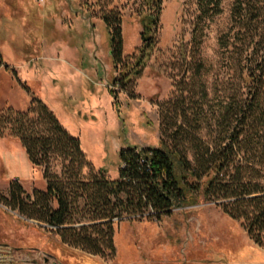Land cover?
<instances>
[{"label": "rangeland", "instance_id": "obj_1", "mask_svg": "<svg viewBox=\"0 0 264 264\" xmlns=\"http://www.w3.org/2000/svg\"><path fill=\"white\" fill-rule=\"evenodd\" d=\"M159 1L158 21L143 38L138 14L144 0H0V110L23 111L38 97L79 139L91 166L111 179L117 177L121 147L168 139L180 121L179 104L196 121L195 138L215 146L222 106L241 89L231 59L255 48L264 52V0H241L234 19V0ZM104 14L120 26L116 68ZM233 34L227 42L234 55L219 44ZM148 41L145 66L123 84L118 72L128 54ZM191 100L201 107L197 120L190 115ZM189 146L179 150L190 160ZM52 167L50 172H58ZM12 181L23 196L45 188L42 170L29 163L19 142L0 136L1 196L8 197ZM48 229L0 201V264H264V248L240 222L200 195L160 220L117 222L114 252L105 249L103 257L61 245Z\"/></svg>", "mask_w": 264, "mask_h": 264}, {"label": "trees", "instance_id": "obj_2", "mask_svg": "<svg viewBox=\"0 0 264 264\" xmlns=\"http://www.w3.org/2000/svg\"><path fill=\"white\" fill-rule=\"evenodd\" d=\"M144 2L146 8L138 14L143 38L153 32L160 14L159 0ZM240 3L241 0L233 1L231 18L239 16ZM100 18L110 35L111 51L113 48L116 51L115 55L111 52L116 68V55L120 57L117 49L122 45L119 22L106 14ZM229 35L219 38V44L230 48V54L234 55L228 42L234 41L235 35ZM148 47L150 41L137 53L128 54V62L118 72L123 84L145 66L150 56ZM261 50L255 48L248 56L235 53V59H231L235 60L241 89L222 106V131L215 146L195 138L196 121H190L182 111L183 104H179L180 121L168 139L159 136L156 146L127 145L118 150L119 168L114 179L91 166L79 139L63 128L38 97L32 96L23 111L1 109L0 136L19 142L29 163L42 170L45 188L33 189L31 195L23 196L21 185L12 181L8 197L0 195V201L26 219L50 228L47 231L61 245L68 242L72 247L103 257L105 249L110 254L114 252L112 237L117 222L160 220L171 209L192 203L200 195L204 201H217L221 211L239 221L247 236L264 248V52ZM1 66L4 62L0 55ZM23 88L29 92L28 87ZM191 101L190 115L196 119L201 107ZM185 144L192 150L190 160L179 150ZM52 163L58 172H50Z\"/></svg>", "mask_w": 264, "mask_h": 264}, {"label": "built area", "instance_id": "obj_3", "mask_svg": "<svg viewBox=\"0 0 264 264\" xmlns=\"http://www.w3.org/2000/svg\"><path fill=\"white\" fill-rule=\"evenodd\" d=\"M5 248V247H4Z\"/></svg>", "mask_w": 264, "mask_h": 264}]
</instances>
